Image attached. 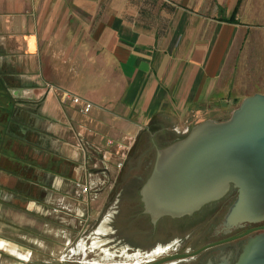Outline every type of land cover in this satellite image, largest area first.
<instances>
[{"label":"crops","instance_id":"1","mask_svg":"<svg viewBox=\"0 0 264 264\" xmlns=\"http://www.w3.org/2000/svg\"><path fill=\"white\" fill-rule=\"evenodd\" d=\"M256 93L264 0H0V264L67 261L136 153Z\"/></svg>","mask_w":264,"mask_h":264},{"label":"water","instance_id":"2","mask_svg":"<svg viewBox=\"0 0 264 264\" xmlns=\"http://www.w3.org/2000/svg\"><path fill=\"white\" fill-rule=\"evenodd\" d=\"M231 186L237 189V198L226 224L264 220V93L246 97L230 118L202 121L184 138L158 149L141 200L155 223L163 216L192 214L225 196ZM254 230H264V225L243 235ZM237 237L209 244L192 254ZM188 255L176 254L170 260ZM234 264H264V231L249 239Z\"/></svg>","mask_w":264,"mask_h":264},{"label":"flooded vegetation","instance_id":"3","mask_svg":"<svg viewBox=\"0 0 264 264\" xmlns=\"http://www.w3.org/2000/svg\"><path fill=\"white\" fill-rule=\"evenodd\" d=\"M157 152V151H156ZM156 156V154H155ZM154 156V157H155ZM155 159L146 158L142 171L129 176L121 183V189L117 196L119 203L128 206L130 212V223H142V217L146 216L154 229L148 236L149 244L151 236L156 247L163 248V252L154 256L147 263L156 264H216L229 262L234 264L238 261L249 239L264 230H254L249 234L243 235L247 230L264 225L262 221L243 222L234 226L226 224L227 214L237 198V189L231 186L229 192L218 200L204 204L200 209L181 217L163 216L157 222H152L151 216L145 212L141 200V190L148 181L154 168ZM138 193V194H137ZM140 196V200L137 198ZM169 236L167 235L168 232ZM238 236L230 241L209 246L199 253H192L201 248ZM133 245H136L133 242ZM176 254H190L184 258L171 259ZM145 263V264H147Z\"/></svg>","mask_w":264,"mask_h":264},{"label":"rangeland","instance_id":"4","mask_svg":"<svg viewBox=\"0 0 264 264\" xmlns=\"http://www.w3.org/2000/svg\"><path fill=\"white\" fill-rule=\"evenodd\" d=\"M185 136H187V134ZM172 140L173 139L170 138V141ZM143 141L148 142L146 138H144ZM146 152L148 154L150 153L149 159L154 161V157H151L153 156V151ZM144 159V156L139 157L136 153V155L128 161L130 169L127 170H130L129 173L137 174L141 172L142 167L140 168V166L144 164ZM125 167L120 172V175L127 174ZM123 178L126 179L127 177L123 175ZM123 178L120 179L119 184L117 183L116 195L121 189ZM115 194H112L113 200L111 202H115L114 199H117ZM137 200H140V196H138ZM109 206L110 204L99 215L96 223H94L96 225H89L84 234L86 240L84 239L80 244H77L78 240H73L72 244L67 247V264H145L154 256L159 255L152 254L153 251L158 248H155L156 245L153 242L155 237L153 235L151 236L152 245L151 243L149 244L148 236L150 233H147V231L154 232V229L148 218L143 216L141 220L142 223L140 224L130 223L129 208L125 206L124 203L120 204L118 202V205L116 203L114 205L116 206L114 209L116 213L111 222L113 226L112 230H103L99 227V222L103 216L107 214L106 212L109 210ZM78 232H82L79 226ZM79 233L75 235V237L78 238L80 236ZM170 233L169 231L167 235L163 236H169ZM72 239H74V237ZM133 242H135L136 245H133ZM53 263H59V261Z\"/></svg>","mask_w":264,"mask_h":264},{"label":"built area","instance_id":"5","mask_svg":"<svg viewBox=\"0 0 264 264\" xmlns=\"http://www.w3.org/2000/svg\"><path fill=\"white\" fill-rule=\"evenodd\" d=\"M73 102L74 103H81L82 102V99L79 97V96H75L73 99ZM89 107V104L86 105V108H84V110H87ZM122 163L119 164V166H121ZM78 187L79 189L81 190L82 193H87L90 189L89 185H85V184H82V183H78ZM59 263H66V261L64 262H59Z\"/></svg>","mask_w":264,"mask_h":264},{"label":"bare ground","instance_id":"6","mask_svg":"<svg viewBox=\"0 0 264 264\" xmlns=\"http://www.w3.org/2000/svg\"><path fill=\"white\" fill-rule=\"evenodd\" d=\"M103 230H104V226H103V228H102ZM163 252V248H161V247H158L157 249H155L154 251H153V253L152 254H161ZM108 258V257H107Z\"/></svg>","mask_w":264,"mask_h":264},{"label":"trees","instance_id":"7","mask_svg":"<svg viewBox=\"0 0 264 264\" xmlns=\"http://www.w3.org/2000/svg\"><path fill=\"white\" fill-rule=\"evenodd\" d=\"M180 140V139H179Z\"/></svg>","mask_w":264,"mask_h":264}]
</instances>
